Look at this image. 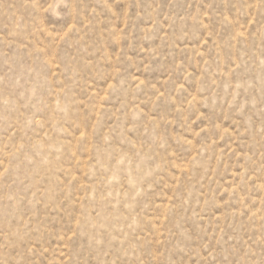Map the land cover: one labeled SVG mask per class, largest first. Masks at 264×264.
<instances>
[{
	"label": "rangeland",
	"instance_id": "obj_1",
	"mask_svg": "<svg viewBox=\"0 0 264 264\" xmlns=\"http://www.w3.org/2000/svg\"><path fill=\"white\" fill-rule=\"evenodd\" d=\"M0 264H264V0H0Z\"/></svg>",
	"mask_w": 264,
	"mask_h": 264
}]
</instances>
